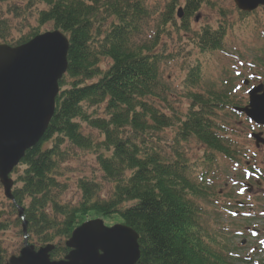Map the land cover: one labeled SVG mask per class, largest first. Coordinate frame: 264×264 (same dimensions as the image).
Instances as JSON below:
<instances>
[{
	"label": "trees",
	"instance_id": "trees-1",
	"mask_svg": "<svg viewBox=\"0 0 264 264\" xmlns=\"http://www.w3.org/2000/svg\"><path fill=\"white\" fill-rule=\"evenodd\" d=\"M16 1L22 0H0V4ZM32 1L42 6L36 17L39 27L51 24L62 32L68 51L67 70L58 83L48 128L12 172L22 168L15 180L11 178L13 199L9 203L14 215L17 209L23 211L28 238L40 247L54 245L50 258L60 260L69 251L64 243L75 228L90 219L115 216L138 236L140 256L136 264H250L230 255L225 238L203 222L205 213L199 203L211 197L212 187L206 186L205 178L202 183L192 180L191 166L195 163L177 151L174 158L166 160L155 142L157 133L170 128L174 142L195 139L205 148L206 165L215 164L216 154L236 161V144L217 136L215 121L218 111L234 107L228 94L188 92L189 107L179 114L182 120L176 114H166L168 107L161 111L155 105L161 92V56L153 53L157 40L151 46L138 42L146 12L135 0ZM202 1H186L184 28L185 20ZM29 3L33 5L31 0ZM172 10L173 4L167 7L161 25L173 21ZM158 32L160 27L155 39ZM224 36L221 26L203 28L195 38L197 48L201 52L219 50ZM29 40H20L15 46ZM0 41L9 45L4 21H0ZM104 60L109 65L101 71ZM185 74L184 85H198L197 67ZM101 106L106 118L93 110ZM88 109L93 112L88 113ZM81 124L98 131L102 139L98 142L84 135ZM65 144L96 153L103 178L113 184L108 200L97 197L99 188L94 181L80 179L78 203L60 201L63 189L56 178L67 160ZM15 221L21 225L18 217ZM5 229L0 222V231ZM258 262L264 264V259ZM0 264H6L1 247Z\"/></svg>",
	"mask_w": 264,
	"mask_h": 264
},
{
	"label": "rangeland",
	"instance_id": "rangeland-1",
	"mask_svg": "<svg viewBox=\"0 0 264 264\" xmlns=\"http://www.w3.org/2000/svg\"><path fill=\"white\" fill-rule=\"evenodd\" d=\"M135 1L146 12L138 42L140 45L151 46L157 40L153 53L161 56L158 67L161 92L155 100V105L161 111L168 107L164 110L166 114H176L182 120L184 118L179 114L186 113L189 107L188 92H223L229 86L234 88L230 94L231 102L243 106L247 102L248 88L259 83L264 85V7L251 13H242L235 8L232 0H203L200 8L187 19L184 28L175 14L177 9L185 6L186 0ZM31 2L33 5H30L29 0L0 4V21L5 22L6 41L9 45L15 46L25 38L31 39L33 34L37 36L54 30L51 24L39 27L36 17L42 6ZM170 4L175 5L173 21L160 27L161 18ZM219 26L225 33L221 49L201 52L195 41L199 30H214ZM159 27L161 32H158L155 39ZM108 65V60H104L99 68L105 71ZM191 67H197L200 73V82L193 88L184 85L185 73ZM244 80L249 82L248 88L242 86ZM93 110L97 116L106 118L103 106ZM93 110L87 111L91 113ZM223 120L228 141L236 144L235 152L242 156L238 157V164L228 162L216 154L215 164L206 165L204 149L200 144L195 139L174 142V131L170 128L157 133L155 142L157 150L166 160L174 158V152L177 151L182 158L195 163L191 166L192 180L199 183V179L205 177L208 179L207 185L212 186L211 197L199 203L205 213L203 222L211 232L225 238L223 242L230 246V255L256 264L264 253L260 252V244L264 241V177L259 180L245 176L248 168L250 172L253 171V166L260 168L264 174V147L256 148L254 141L249 138L252 133L259 131H263L264 136V130L251 128L244 119L232 115L225 116ZM81 129L84 135L94 141L102 139L98 131L84 124H81ZM63 149L67 152V160L61 164L58 171L60 175L56 178L63 189L60 201L71 205L78 203L81 196L77 182L80 179L94 181L99 188L97 197L108 200L113 184L103 178L96 163V153L75 150L67 144ZM21 170L19 168L11 178L15 180ZM16 218L0 185V222L6 226L5 230L0 231V247L6 261L12 256H18L22 249L21 226L16 223ZM101 220L107 227L118 223L115 216H102ZM28 241L36 249L40 247L34 240L28 238Z\"/></svg>",
	"mask_w": 264,
	"mask_h": 264
},
{
	"label": "water",
	"instance_id": "water-1",
	"mask_svg": "<svg viewBox=\"0 0 264 264\" xmlns=\"http://www.w3.org/2000/svg\"><path fill=\"white\" fill-rule=\"evenodd\" d=\"M233 2L245 13L264 6V0ZM67 51L68 40L58 30L35 36L18 47L0 45V184L8 200L13 199L9 175L25 152L41 140L53 117L58 83L67 70ZM248 103L249 107L240 111L264 125L262 86L250 91ZM253 137L257 144H264L260 135ZM17 210L21 217L23 211ZM22 232L23 248L7 264H136L140 256L133 230L122 224L104 227L98 219L74 229L65 243L70 251L61 261L50 260L53 246L35 251L27 244L26 222Z\"/></svg>",
	"mask_w": 264,
	"mask_h": 264
}]
</instances>
